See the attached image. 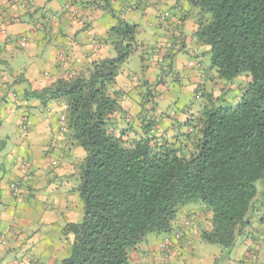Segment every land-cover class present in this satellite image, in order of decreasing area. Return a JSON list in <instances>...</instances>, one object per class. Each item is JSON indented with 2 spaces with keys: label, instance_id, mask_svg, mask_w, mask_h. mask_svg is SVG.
Returning a JSON list of instances; mask_svg holds the SVG:
<instances>
[{
  "label": "trees",
  "instance_id": "obj_1",
  "mask_svg": "<svg viewBox=\"0 0 264 264\" xmlns=\"http://www.w3.org/2000/svg\"><path fill=\"white\" fill-rule=\"evenodd\" d=\"M189 2L198 11L193 38L204 47L202 56L210 57L204 72L214 70L229 84L242 73L250 76L237 105L217 106L201 89L196 98L207 102L197 113L183 112L184 120L176 113L158 115L156 96L146 89L141 125L117 131L116 116L127 114L120 93L113 91L121 67L143 48L158 66V84L173 71L165 64L171 56L139 42L137 25L122 19L108 34L115 57L94 62L88 73L59 80L41 94L45 104L63 99L62 121L87 154L80 187L85 219L65 228L74 243L62 264H140L132 252L149 235L167 236L162 256L173 264L179 254L175 242L185 244L187 230L200 220L210 224L201 230V240L220 246L217 263H222L264 212L257 204L264 186V0ZM105 7L115 16L110 3ZM144 55L141 72L147 68ZM203 65L191 66L202 71ZM251 258L255 262L257 253Z\"/></svg>",
  "mask_w": 264,
  "mask_h": 264
},
{
  "label": "crops",
  "instance_id": "obj_2",
  "mask_svg": "<svg viewBox=\"0 0 264 264\" xmlns=\"http://www.w3.org/2000/svg\"><path fill=\"white\" fill-rule=\"evenodd\" d=\"M107 2L115 16L108 13ZM197 14L189 0H0V238L5 240L0 245V264H62L71 256L74 243L65 228L85 219L80 187L87 154L62 121L63 99L45 104L43 91L59 80L88 73L94 62L115 57L108 34L122 19L148 35L143 39L147 48L151 38L158 37L153 48L160 56H171L173 71L158 84V66L147 58L145 72L137 74L138 70L127 68L118 74L113 91L120 93L127 114L116 116L117 131L141 125L145 96L141 90L151 86L145 87V80L157 83L153 102L156 99L158 115L164 113L165 102L184 108L180 102L189 100L187 94L196 96L211 75L204 72L209 66L200 52L204 47L193 38ZM183 52L190 57L185 66L190 69L185 78L188 86L185 96L180 90L175 99L173 87H182L178 56ZM200 62L203 72L191 66ZM177 110L174 113L184 120L188 110L193 113L191 109ZM3 116L7 117L5 122ZM25 120L27 130L23 128ZM257 204L264 209V188L259 190ZM209 226L200 220L189 227L186 236L191 245L175 242L179 254L173 264H181L187 254L194 264L202 261L203 256L196 255L192 247L201 240V230ZM249 226L230 259L221 264H264V242H258L264 235V212ZM167 239L162 236L146 241L135 252V260L162 264ZM251 252L257 253L255 262H250ZM211 259L212 264H220L216 256Z\"/></svg>",
  "mask_w": 264,
  "mask_h": 264
},
{
  "label": "rangeland",
  "instance_id": "obj_3",
  "mask_svg": "<svg viewBox=\"0 0 264 264\" xmlns=\"http://www.w3.org/2000/svg\"><path fill=\"white\" fill-rule=\"evenodd\" d=\"M144 1L146 2L148 0H144ZM149 1H152V0H149ZM132 24H134V23H132ZM144 38L147 39L148 38V35L146 36L142 32L139 33V35L137 36V39L139 40V42L141 40L144 42V40H143ZM151 40H152V42H149V43L151 44L150 45V49L152 51V48L154 47V41H157L158 40V37H152ZM146 44L147 43H145V45ZM142 51H143V48H140V51L138 53H136L129 60V62H127L125 65H123L121 67V69H127V68L128 69H131V70L136 69V70H138L137 71V74H139V72L143 70V68H142L143 65H142V62H141V59L142 58L141 57L144 54H142ZM200 52H202V54L205 53V52H203V50H201ZM204 55H203V57H206V64L210 65L211 62H210L209 55L208 56L207 55L204 56ZM145 57L146 58H150L148 56H145ZM178 58H179V60L182 61V63H181L182 69H181V72H180V74L182 76V79L179 81V83L182 84V87L180 85H178L179 86L178 88L173 87V89H172L170 87V89H169V90H171V89L174 90V92H175V97L174 98L175 99H176V95L180 92V90L183 93V95L185 96V92H186V89L185 88L188 86L187 85L188 84V81L185 80V78L188 77L187 75L190 72V69H186V67H185L186 64L188 63V61L190 60V57L187 54L184 53V54H179ZM148 62H151V60L149 59ZM167 63L169 64L170 61H165V64H167ZM173 65L175 67H177L178 66V63L176 61H174L173 62ZM211 73L212 74L208 77V79L210 77H214L215 80H213V81L212 80H207L205 82L204 87L201 88L202 90H204V89L206 90V93L208 95L206 98H211V97H209V95H212L213 98H216L217 99L215 101V105H217V106L223 105V106L231 107V106L237 105L239 103V100L243 96L244 90L247 88L246 86L248 85V82L250 80L249 74L248 73H242L234 81L230 82V84H229L225 80L218 79V76H217V74H216V72L214 70ZM169 86H171V83H169ZM146 89L147 90L150 89L151 92H152V95L155 97L156 96L155 93L157 91L156 90L157 89V83L154 82L151 85V87H148V88L146 87ZM144 90H145V88L143 87V89L141 90L142 93H143V95L146 93ZM223 92H224V95H222ZM192 94H187L186 97H188V95H189V100H182L180 102L179 105L181 107H184V108L178 107V104L177 103H176V107H175V105L170 106L166 102L163 103L162 106H163V110H164L165 114L172 115V114H174V112H177L178 111L177 109H186V110L191 109L193 111V114L195 113V111H199L201 107H204L205 103L207 102V99L205 100V98L202 97V96H201V98L200 97L196 98V96L195 95H192ZM190 96H194V97L191 98ZM187 101H190L188 105L186 104ZM154 102H156V99H155ZM185 106H191V107H188V109H187V107H185ZM190 113H192V112H190ZM159 115H161V114H159ZM6 119H7L6 116H3L2 117V121L3 122H5ZM262 188H263V184H261L259 186V190H261ZM201 214L203 215V213H201ZM204 217H205V219L206 218H209V215L206 214V216L204 215ZM262 236H264V235H261V237ZM158 237H162V236H152V235H149V237L146 239V241H150V240L156 239ZM261 240H262L261 243L264 242L263 239H261ZM185 243L187 245L191 244V243L188 242V240H186ZM194 245L192 244V246H194V247H192V249H193L194 252L197 253L196 255L203 256V259H202V261H200L199 264H212V262L210 261V260H212L211 257L216 256L217 259L220 257L219 253L221 251V248L218 245L210 244V243L204 242L202 240L197 241ZM135 255H136L135 252H132V257H136ZM182 257H183V259L181 260V264H194L195 263L194 261H190V255L189 254L184 255ZM208 259H210V260H208ZM217 259H216V261H217ZM251 261H254V260H251ZM245 263H249V262H245Z\"/></svg>",
  "mask_w": 264,
  "mask_h": 264
},
{
  "label": "built area",
  "instance_id": "obj_4",
  "mask_svg": "<svg viewBox=\"0 0 264 264\" xmlns=\"http://www.w3.org/2000/svg\"><path fill=\"white\" fill-rule=\"evenodd\" d=\"M28 127H29V123H28L27 120H25V124L23 125L24 130H27ZM12 189L16 190V185H12ZM185 224H186V225H189V223H185ZM183 234H184L183 231L177 233V234H176V238L179 239V240H181V238L184 237ZM4 242H5L4 237H1V238H0V245L4 244ZM164 259H165V258H164ZM167 260H168V259L164 260L165 264H167V262H168Z\"/></svg>",
  "mask_w": 264,
  "mask_h": 264
}]
</instances>
